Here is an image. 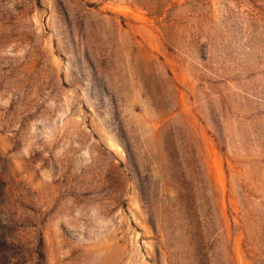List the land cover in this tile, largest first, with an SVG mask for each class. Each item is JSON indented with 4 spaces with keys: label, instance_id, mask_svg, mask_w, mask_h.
Returning <instances> with one entry per match:
<instances>
[{
    "label": "rangeland",
    "instance_id": "obj_1",
    "mask_svg": "<svg viewBox=\"0 0 264 264\" xmlns=\"http://www.w3.org/2000/svg\"><path fill=\"white\" fill-rule=\"evenodd\" d=\"M0 264H264V0H0Z\"/></svg>",
    "mask_w": 264,
    "mask_h": 264
}]
</instances>
